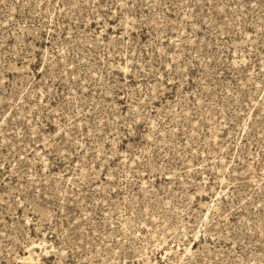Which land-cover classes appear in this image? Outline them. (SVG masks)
I'll return each instance as SVG.
<instances>
[{"label": "rangeland", "instance_id": "1", "mask_svg": "<svg viewBox=\"0 0 264 264\" xmlns=\"http://www.w3.org/2000/svg\"><path fill=\"white\" fill-rule=\"evenodd\" d=\"M0 264H264V0H0Z\"/></svg>", "mask_w": 264, "mask_h": 264}]
</instances>
